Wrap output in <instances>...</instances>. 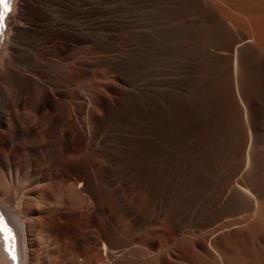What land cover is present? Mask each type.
I'll return each instance as SVG.
<instances>
[{"label":"bare ground","instance_id":"obj_1","mask_svg":"<svg viewBox=\"0 0 264 264\" xmlns=\"http://www.w3.org/2000/svg\"><path fill=\"white\" fill-rule=\"evenodd\" d=\"M123 3V11L98 9V16L70 25L65 18L66 0H14L0 34V215L16 236L17 259L13 261L0 243V264H30L36 223L46 225L59 243L68 220L74 218L83 226L84 203L91 206L93 216L103 214L98 201L99 180L106 178L102 156L107 160L116 157L132 163L141 161L147 180L139 199L141 206L117 194L116 207L126 210L134 222L164 217L162 213H144L147 195L162 194L165 180L182 177L183 153L194 140L197 125L202 124L197 117L202 107L198 96L208 97L212 87V92L228 99L217 106L219 109L240 111L247 123L251 121L255 107L252 99L247 95L242 98V94L253 74H264V0ZM99 26L105 38L127 29L130 60L136 61L142 55L143 60H138L141 64L159 68H153L152 76L135 86H114L118 96H107L103 91L110 83L91 82L87 99L54 75L74 81L87 72L88 60L77 56L64 65L61 57L67 58V52L77 45L90 49L99 46ZM96 105L106 114L125 105L130 107L133 127L127 135L119 134L122 142L117 151L111 145L100 146L103 116ZM133 164L128 167L132 172ZM137 210L143 212L141 218ZM253 215L250 226L260 229L264 224V201ZM243 220L232 225H240ZM91 223L92 236L85 239L80 233L82 228L77 227L68 243L70 249L79 255L95 253L102 245L111 257H118L113 251L117 239L112 224L108 222L102 229L98 222ZM230 225L212 222L194 228L185 236L189 242L179 243L185 262L230 264L224 258L215 261L210 254L222 250L224 236L214 241L212 238ZM213 226L219 228L213 230Z\"/></svg>","mask_w":264,"mask_h":264},{"label":"rangeland","instance_id":"obj_2","mask_svg":"<svg viewBox=\"0 0 264 264\" xmlns=\"http://www.w3.org/2000/svg\"><path fill=\"white\" fill-rule=\"evenodd\" d=\"M123 2L124 0H66L65 18L70 25H75L98 16V9L123 11L125 9ZM97 30L101 38L96 49L77 45L67 52V58L61 57V63L64 65L72 63L77 56L90 63L87 72L77 80H68L61 74L54 75L55 79L68 89H78L88 99V87L91 82L97 81L100 84L110 83L112 87L107 84L108 87L103 88L107 96H118L114 86L123 85L125 88H129V85L135 86L150 78L154 72L153 68H159L149 66L146 62L141 64L138 60H143L142 55L136 61L130 60L127 29L110 38L104 37L102 27L99 26ZM1 40L3 41V38ZM58 49L63 48L58 46ZM253 75L252 81L250 80L245 93L242 94V98L243 95L250 97L255 107L248 123L240 111H224L217 107L220 103H226L228 99L212 92L213 87L208 97L198 96V103L202 107L198 109L197 117L202 124L197 125L194 140L187 145L186 153H183L182 177L171 182L165 180L162 194L147 195L148 207H144L146 209L144 213L149 214L148 216L162 213L164 217L161 219L151 217L149 221L134 222L132 215L116 207L115 204L119 203L117 194L125 195L131 203L141 206L139 199L145 193L147 180L142 173L141 161L133 164L132 161H123L116 157L107 160L102 156L106 178L99 180L98 201L103 207V214L98 212L99 215L93 216L91 206L87 202L84 203L86 205H83L82 213L86 215V219L84 220L83 214V226H79L74 218L68 220L63 229L64 242L61 240L59 243L46 225L34 224V247L30 264H164L162 260L174 264H187L180 244L189 242L185 236L194 228L204 227L212 222L231 224L223 230H218L212 238L214 241L224 236L221 244L223 252L210 251L215 261L219 262L224 258L229 260L230 264H264V224L260 229L251 227L257 205L264 201V74L257 72ZM242 98L238 102H241ZM95 109L103 116L98 134L100 146L111 145L113 151L119 150L122 142L120 135L123 133L127 135L133 127L128 115L130 107L125 105L118 111L116 109L113 114H106L105 110L97 105ZM121 112L123 113L119 118ZM130 164L134 166L133 172L128 168ZM138 211L141 218L144 214L141 210ZM87 220L90 223L98 222L102 229L109 223L112 224L117 239L114 248H119V250L113 248V251L116 250L115 255L118 252V257H111L107 249L103 250L102 245L101 249L95 252L96 255L94 252H86L78 253L79 257L77 252L70 249L68 243L77 227L82 228L80 233H83L85 239L92 236L90 230L92 223ZM236 220H243L244 223L232 225L233 222H237ZM218 228L219 226L214 227L213 230ZM93 255L97 256V262Z\"/></svg>","mask_w":264,"mask_h":264},{"label":"snow or ice","instance_id":"obj_3","mask_svg":"<svg viewBox=\"0 0 264 264\" xmlns=\"http://www.w3.org/2000/svg\"><path fill=\"white\" fill-rule=\"evenodd\" d=\"M13 3L14 0H0V34L6 27L7 18L13 10ZM0 243L4 245V249L8 252L11 259L16 261V236L3 215H0Z\"/></svg>","mask_w":264,"mask_h":264}]
</instances>
